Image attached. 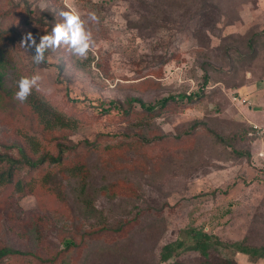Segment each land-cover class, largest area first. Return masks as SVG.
Instances as JSON below:
<instances>
[{
    "label": "rangeland",
    "instance_id": "rangeland-1",
    "mask_svg": "<svg viewBox=\"0 0 264 264\" xmlns=\"http://www.w3.org/2000/svg\"><path fill=\"white\" fill-rule=\"evenodd\" d=\"M224 1L221 15L196 30L199 0H0V149L31 127V113L15 94L20 77L38 74L39 94L76 121L65 141L100 148L80 150L92 184L120 187L114 198L96 200L110 226L128 223L95 241L103 247L114 240L118 250H98L88 263L217 264L225 254L239 264H264V158L258 155L264 134L247 136L253 124L264 129V0ZM70 10L95 41L88 58L61 45L34 64V49L22 47V38L31 33L39 43L63 23L59 13ZM246 149L249 158L235 155ZM10 190L0 188V245L43 257L64 247L69 205L40 189ZM45 209L67 220L53 214L34 240L28 229ZM189 228L248 252L228 246L208 263L198 252L159 261L160 248ZM86 253L84 246L69 255L82 264Z\"/></svg>",
    "mask_w": 264,
    "mask_h": 264
},
{
    "label": "trees",
    "instance_id": "trees-1",
    "mask_svg": "<svg viewBox=\"0 0 264 264\" xmlns=\"http://www.w3.org/2000/svg\"><path fill=\"white\" fill-rule=\"evenodd\" d=\"M198 4L194 11L195 22L198 24L195 26L196 30L214 22V18L221 15L223 6L226 7L227 1L199 0ZM1 34L0 29V36ZM193 95V92H187L188 98ZM136 100L141 102L139 99ZM167 100L169 98L164 100L162 108ZM23 104L31 113V127L26 131L20 130L17 142L4 145L3 149H0V188L10 187V191L14 193H31L40 189L51 195L54 200L69 205V240L56 252L50 251L51 255L47 257H43L39 250L32 248L21 250L9 244L0 245V264H74L70 252H75L84 246L87 248V253L81 263L90 264L89 255H93L94 252L118 250L117 242L114 240L104 241L103 247H95L97 245L95 241L101 240V237L111 231L120 232L122 227L128 225L127 222H121L115 228L110 226L104 210L97 207L96 200L100 195L111 199L120 190L117 184L111 182L97 187L91 182V169L87 158L80 150L98 152L100 148L98 149L95 142L87 140L65 141L67 136L65 137L64 133L72 130L76 121L54 109L36 89L32 90V94ZM110 104L116 103L111 101ZM141 104L146 112L157 114L153 106ZM247 136L256 137L259 133L250 126ZM235 155L249 158L250 152L247 149L238 150L235 151ZM23 170L26 174L19 177L17 174ZM42 213L43 215L34 214L32 218L34 223L28 229V234L34 240L37 238L36 228H45L49 224L48 221L53 218V214H56L58 220H67L64 214L57 210L45 209ZM82 223L89 224L90 228L80 231L79 226ZM92 239L93 241L90 242ZM92 242L95 243L90 246ZM228 246L242 252H248L249 249L240 243H224L217 236L201 228H189L183 231L181 238L166 243L160 248L158 260L163 262L185 252H198L208 263L215 252ZM217 258V264H239L225 254Z\"/></svg>",
    "mask_w": 264,
    "mask_h": 264
},
{
    "label": "clouds",
    "instance_id": "clouds-1",
    "mask_svg": "<svg viewBox=\"0 0 264 264\" xmlns=\"http://www.w3.org/2000/svg\"><path fill=\"white\" fill-rule=\"evenodd\" d=\"M59 15L63 17V23H56L49 34L40 37L39 43L31 33L24 35L21 46L26 50L34 49L32 62L40 65L45 62V52L49 49L55 51L61 45L67 46V49L77 58L83 60L88 58L89 51L94 48L95 41L92 33L84 27V21L81 20L80 14L75 11H63ZM89 20L98 22L95 13H88ZM41 76L34 74L32 76H22L17 81L18 91L15 98L21 103L27 100L35 88L40 90L39 82Z\"/></svg>",
    "mask_w": 264,
    "mask_h": 264
},
{
    "label": "built area",
    "instance_id": "built-area-1",
    "mask_svg": "<svg viewBox=\"0 0 264 264\" xmlns=\"http://www.w3.org/2000/svg\"><path fill=\"white\" fill-rule=\"evenodd\" d=\"M252 128L253 130H255L257 133L259 134H264V129H262L260 126L256 125V124H253L252 125ZM258 155L261 157V158H264V149L260 150L258 152Z\"/></svg>",
    "mask_w": 264,
    "mask_h": 264
}]
</instances>
